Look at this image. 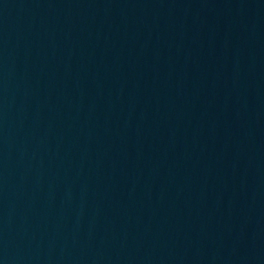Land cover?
I'll return each mask as SVG.
<instances>
[{
	"label": "water",
	"instance_id": "water-1",
	"mask_svg": "<svg viewBox=\"0 0 264 264\" xmlns=\"http://www.w3.org/2000/svg\"><path fill=\"white\" fill-rule=\"evenodd\" d=\"M0 264H264V0H0Z\"/></svg>",
	"mask_w": 264,
	"mask_h": 264
}]
</instances>
